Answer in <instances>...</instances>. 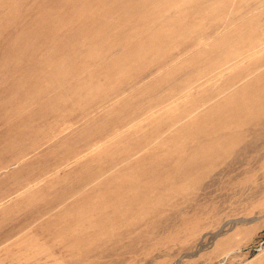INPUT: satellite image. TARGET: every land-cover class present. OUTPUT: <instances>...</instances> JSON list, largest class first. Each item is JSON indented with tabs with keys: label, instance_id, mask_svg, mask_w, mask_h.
Here are the masks:
<instances>
[{
	"label": "rangeland",
	"instance_id": "obj_1",
	"mask_svg": "<svg viewBox=\"0 0 264 264\" xmlns=\"http://www.w3.org/2000/svg\"><path fill=\"white\" fill-rule=\"evenodd\" d=\"M190 4L0 0V264H264V0Z\"/></svg>",
	"mask_w": 264,
	"mask_h": 264
},
{
	"label": "bare ground",
	"instance_id": "obj_2",
	"mask_svg": "<svg viewBox=\"0 0 264 264\" xmlns=\"http://www.w3.org/2000/svg\"><path fill=\"white\" fill-rule=\"evenodd\" d=\"M137 2V10L141 11L143 14L148 15L150 17L155 16L159 14L161 11H159L160 7H163L164 9L170 8L171 6H174L176 4L177 0H132ZM187 4L191 3L190 7L193 11H200L203 8V0H184ZM188 1V2H187ZM150 4H161L159 8L150 9ZM218 3H212L211 6H209L207 9L209 11H212L218 7ZM187 16V13H179L176 15V17H172L171 21L166 25L158 28L157 30H153L151 33V41H148L150 43L143 44V43H134L129 47L127 57L131 59H137L141 60L142 58H145V56L151 52H161L162 51V43L161 40L163 37H165V30L169 31H181V27L175 26L176 23L175 20L184 19ZM182 21V20H181ZM169 24H171L169 27ZM103 29L98 30L94 33V37L101 36ZM100 34V35H99ZM223 55V54H222ZM221 56V55H220ZM227 57V55H226ZM124 58L117 61L116 64H119L120 62H123ZM235 62V61H234ZM115 64V65H116ZM260 81V80H259ZM84 84V83H83ZM264 94V89H256L252 92H248V95L246 96L245 100L239 99V94L234 95L226 104H224L222 112L219 114L225 116V114H232L234 111H242L247 114L256 115L255 112L258 111L259 107V97H262ZM259 96V97H258ZM214 116V115H213Z\"/></svg>",
	"mask_w": 264,
	"mask_h": 264
}]
</instances>
